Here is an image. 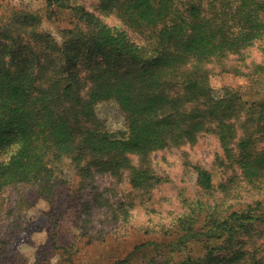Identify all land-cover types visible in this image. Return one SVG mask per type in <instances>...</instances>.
<instances>
[{
	"label": "trees",
	"instance_id": "trees-1",
	"mask_svg": "<svg viewBox=\"0 0 264 264\" xmlns=\"http://www.w3.org/2000/svg\"><path fill=\"white\" fill-rule=\"evenodd\" d=\"M44 1V14L7 5L0 15V197L24 186L49 198L65 170L80 185L108 174L149 192L163 182L149 166L152 153L192 143L213 124L222 164L238 175L215 187L208 171L194 167L202 196L185 199L159 228L172 230L169 245L140 244L114 264H130L144 248L167 250L174 264H264V198L238 209L205 198L226 199L237 178L264 190V61L250 73L260 93L249 100L229 88L214 93L205 68L243 60L264 43V0H97L137 42L74 0ZM58 11L71 15L60 43L41 30ZM102 103L116 106L120 129L98 118ZM120 216L127 220L128 209ZM249 234L262 238L260 248L244 249Z\"/></svg>",
	"mask_w": 264,
	"mask_h": 264
},
{
	"label": "rangeland",
	"instance_id": "rangeland-1",
	"mask_svg": "<svg viewBox=\"0 0 264 264\" xmlns=\"http://www.w3.org/2000/svg\"><path fill=\"white\" fill-rule=\"evenodd\" d=\"M73 3L82 5L107 25L124 30L132 41H140L116 15L102 14L97 0ZM7 5L45 13L44 0H0V15L7 16ZM70 20L68 11H58L54 21L44 22L41 30L60 43L59 31L71 27ZM239 58L207 63L210 86L216 94L229 88L241 92L244 100L255 99L260 86L250 73L255 64L264 61V43L250 47L243 60ZM96 114L111 131L123 125L122 116L112 103L99 104ZM212 129L214 125L210 124L192 143L152 153L149 166L163 182L149 192L134 190L125 178L117 181L108 174L95 175L80 185L79 178L66 170L61 178L64 183L59 182L49 198L29 187L8 189L0 197V239L5 241L0 247V264H114L140 244L157 242L168 246L173 232L163 233L159 228L183 210L185 199L202 196L194 167L208 171L215 187L228 184L239 173L234 165L222 164V149ZM229 191L226 199L219 192L205 198L217 202L223 199L225 207L233 209L264 198V190L257 193L239 178ZM123 209L129 211L125 221L120 216ZM261 245L262 238L254 234L244 249ZM169 253L144 248L129 260L130 264L176 263L167 258Z\"/></svg>",
	"mask_w": 264,
	"mask_h": 264
}]
</instances>
